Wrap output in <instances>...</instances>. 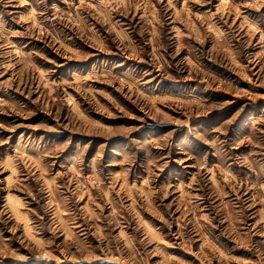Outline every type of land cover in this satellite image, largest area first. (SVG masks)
<instances>
[{
	"label": "rangeland",
	"instance_id": "374dc122",
	"mask_svg": "<svg viewBox=\"0 0 264 264\" xmlns=\"http://www.w3.org/2000/svg\"><path fill=\"white\" fill-rule=\"evenodd\" d=\"M0 264H264V0H0Z\"/></svg>",
	"mask_w": 264,
	"mask_h": 264
}]
</instances>
